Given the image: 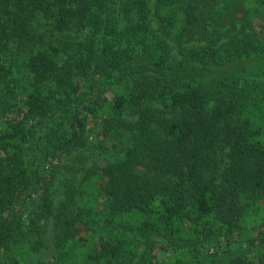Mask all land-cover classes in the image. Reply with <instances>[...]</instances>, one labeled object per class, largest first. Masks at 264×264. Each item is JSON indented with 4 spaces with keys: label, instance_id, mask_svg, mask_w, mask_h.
<instances>
[{
    "label": "trees",
    "instance_id": "16d2710c",
    "mask_svg": "<svg viewBox=\"0 0 264 264\" xmlns=\"http://www.w3.org/2000/svg\"><path fill=\"white\" fill-rule=\"evenodd\" d=\"M191 39L205 43L173 58L169 40ZM258 78L264 0H0V264H43L50 219V264H166L160 234L183 248L169 264H264ZM28 120L43 130L31 173Z\"/></svg>",
    "mask_w": 264,
    "mask_h": 264
},
{
    "label": "rangeland",
    "instance_id": "374dc122",
    "mask_svg": "<svg viewBox=\"0 0 264 264\" xmlns=\"http://www.w3.org/2000/svg\"><path fill=\"white\" fill-rule=\"evenodd\" d=\"M156 18H153V27L158 26V22L155 20ZM157 35L160 33V31L156 30ZM220 34H218L219 36ZM217 36V35H216ZM223 41H227L229 39L228 36L222 35L220 37ZM169 45L171 46L172 50V56L173 58H178L179 57V49L182 46H191V45H199L202 43H205V41L198 40V39H191L190 41H183V42H177L174 40H169ZM182 43V44H181ZM249 59H240L239 61H236L235 65H227V66H218V65H212L207 69H203L202 67H191L187 71H185V79L187 80H192V81H212L217 78H222L228 75L233 74L234 70L237 71H244L247 64H248ZM15 77H17V73L14 74ZM261 84L264 85V79L263 78H258ZM17 82H14L13 85L15 86ZM17 99V100H16ZM13 100V102H17L15 108L13 109L14 111H18L20 109L19 106H24V95L23 94H18L17 98ZM0 109L2 112H5V106H1ZM12 110V111H13ZM7 113V112H6ZM5 113V115H6ZM16 113V112H13ZM11 114V113H7ZM26 125L29 129V142H28V147L26 150V161H27V166L29 169V172L31 173L40 163L39 161V156L41 155V147H42V136H43V130L41 128V124L37 120H28L26 122ZM98 129V127L96 128ZM92 134V139H97V133L96 131H91ZM99 163V164H104L105 161L103 157L100 155H92L91 160L87 161L86 163L88 165H91L93 163ZM72 161L68 160L65 162H62V169L59 174V178L56 181L55 184V199L56 201L61 199L63 197V191H64V186L66 182L68 181V178L74 174L75 167L72 166ZM77 166H82V164L75 165ZM45 223V224H44ZM43 234L46 239V246L42 250V259H43V264H50L55 255V247H54V229L52 226V219L48 220L47 222H43ZM155 240L158 242V247L157 249L152 253L154 255L155 260H157L158 263H170L175 259L176 256H181L185 257L183 254V248L180 249H174L172 242L169 240V237L166 235L160 234L155 237ZM145 251V247L142 246L139 250V255L141 256L143 252Z\"/></svg>",
    "mask_w": 264,
    "mask_h": 264
}]
</instances>
